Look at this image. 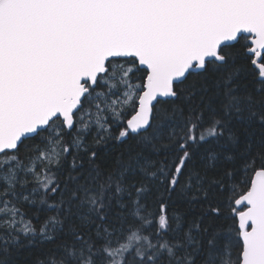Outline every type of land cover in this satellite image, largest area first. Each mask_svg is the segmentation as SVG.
<instances>
[{
  "label": "snow or ice",
  "instance_id": "1",
  "mask_svg": "<svg viewBox=\"0 0 264 264\" xmlns=\"http://www.w3.org/2000/svg\"><path fill=\"white\" fill-rule=\"evenodd\" d=\"M0 264H264V0H0Z\"/></svg>",
  "mask_w": 264,
  "mask_h": 264
}]
</instances>
